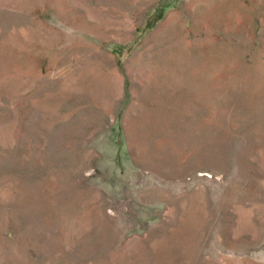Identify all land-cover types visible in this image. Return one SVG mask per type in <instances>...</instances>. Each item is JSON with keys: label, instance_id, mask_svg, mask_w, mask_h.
Instances as JSON below:
<instances>
[{"label": "rangeland", "instance_id": "rangeland-1", "mask_svg": "<svg viewBox=\"0 0 264 264\" xmlns=\"http://www.w3.org/2000/svg\"><path fill=\"white\" fill-rule=\"evenodd\" d=\"M0 264H264V0H0Z\"/></svg>", "mask_w": 264, "mask_h": 264}, {"label": "bare ground", "instance_id": "bare-ground-1", "mask_svg": "<svg viewBox=\"0 0 264 264\" xmlns=\"http://www.w3.org/2000/svg\"><path fill=\"white\" fill-rule=\"evenodd\" d=\"M177 20H178V15L177 14H175V13L169 14V17L167 18L165 24L163 25V27L165 28V31H166L165 33H169L170 30L176 29Z\"/></svg>", "mask_w": 264, "mask_h": 264}]
</instances>
